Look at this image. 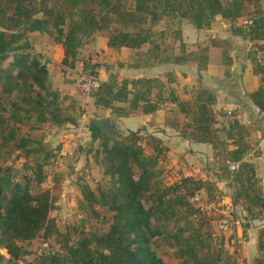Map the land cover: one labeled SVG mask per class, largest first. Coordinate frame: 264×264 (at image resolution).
Returning <instances> with one entry per match:
<instances>
[{
  "label": "trees",
  "instance_id": "16d2710c",
  "mask_svg": "<svg viewBox=\"0 0 264 264\" xmlns=\"http://www.w3.org/2000/svg\"><path fill=\"white\" fill-rule=\"evenodd\" d=\"M129 1L134 3L132 10L128 9ZM262 1L0 0V147L8 148L11 153L19 151L33 170L32 179L25 177L24 182L17 181V175L5 165L6 161L0 162V248L9 255V264H17V259L24 254L20 242L33 240L40 234L45 239L56 235L58 240L62 237L64 240L60 250L40 254L35 264H163L151 247L152 238L166 234L172 221L178 223L181 219L191 223L188 216L180 215L181 211L189 215L196 213L190 205V197L195 193L204 191L211 200L217 191L212 182L183 175L176 183L163 185L159 181V160L167 149L161 141L146 139L153 149V155L149 156L139 144L144 137L138 132L128 131L124 137L118 134V139L112 141L99 131L93 119L92 138L101 141L96 161L103 167L106 183L98 185V195L87 185L82 192L88 204L86 208L96 217L101 215L96 206L109 212L110 225L98 236L97 247L92 246V238L86 234L71 242L70 232H59L50 220L55 189L40 187L51 153L42 139L35 138L34 132L46 123L62 126L76 125L77 121L63 113L59 91L51 88L46 64L32 45L23 41L25 28L29 26L31 31L47 32L54 37L64 48L63 67L73 69L86 36L111 31L110 48L141 49L150 39L141 26L151 27L164 17L180 16L197 29H205L219 16L230 21L243 36L264 42V19L250 12L254 7L261 13ZM38 14L43 17H36ZM245 16H249L247 21L251 23H239ZM123 21H140V30L134 33L119 30L114 34L111 25ZM154 48L159 45L155 44ZM258 49L264 51V43ZM11 58L13 61L6 66ZM182 59L176 57L174 62ZM253 62L254 73L261 78L262 85L250 97L260 112H264V54L260 60L254 57ZM153 89L158 90L161 101L162 84L158 79H126L121 85L110 79L94 94V105L111 110L118 117L133 115L140 108L145 113L156 112L160 106L159 102L151 101ZM170 98L186 116L182 126L184 138L209 143L214 148L223 145L220 130L227 138L234 139L235 149L225 155L219 153L224 161L239 163L231 179L234 205L244 202L243 209L249 220L262 221L264 195L260 181L254 164L245 160L248 149L237 142L246 136L247 129L235 119L228 126L216 129L219 121L212 109L213 94L206 90L198 91L191 102H182L172 93ZM117 103H127L129 108ZM218 199L216 196V202ZM255 208H259L257 215L253 213ZM208 236L199 229L181 227L173 235L181 246L178 264H235L230 253H224V258L222 251L212 254L208 251L211 245ZM4 258L0 254V264ZM255 263L264 264V225L259 232Z\"/></svg>",
  "mask_w": 264,
  "mask_h": 264
},
{
  "label": "rangeland",
  "instance_id": "374dc122",
  "mask_svg": "<svg viewBox=\"0 0 264 264\" xmlns=\"http://www.w3.org/2000/svg\"><path fill=\"white\" fill-rule=\"evenodd\" d=\"M127 6L130 10L134 9V3L132 1H129ZM250 12L255 14L258 19H264V0L261 3V13L257 12L254 7H251ZM36 17L43 16L42 14H38ZM247 20H249V16H245L239 21H242V24H246L245 22ZM183 21L189 20L181 18L180 16L164 17L151 27L149 24L142 25L141 27L150 37L149 42L141 49H130L126 47L120 49V51L123 50L122 62L117 60L112 66L109 63L110 56L106 55L104 49L106 40L108 45L111 31L93 33L86 36L83 39L84 42L79 53V59L83 63L78 64L76 62L73 68L75 72L71 73L70 70L73 69L65 68L61 63L64 57V53L60 57L63 47L61 43L56 42L54 37L47 32L31 31L28 29L29 26L25 28L23 41H28L32 45L34 52L40 56L42 63L46 64L51 88L54 91H59L60 107L63 113L73 116L77 121L76 125L65 124L62 126L46 123L39 125L38 129L34 132L35 138L42 139L43 143L49 146L51 153V159L49 164L45 166V177L40 186L42 189L52 187L55 189L56 198L50 212V220L59 232L63 234L71 233V242H76L82 234H86L92 238V246L97 247L98 236L105 233L110 225L108 223L109 212L96 206V209L101 214L99 217H96L86 208L88 204L82 192L83 187L87 185L98 195V185H105L106 183L104 182L106 180H104L103 176V167L96 161V151L98 148L99 150L101 149V141L92 138V133L89 128L91 127L93 119L104 115L106 111L110 110H104L94 105V94L96 92L87 95L79 91L78 82L81 75H95L100 79L102 85L107 81H105L104 73L100 75L97 70L100 66H103V68L111 67L107 69L110 72L108 74V81L110 79L115 80L118 82V85H121L126 79H134L133 76L140 79V61L143 60V57L152 55L151 51L154 52L155 44L161 46L164 55L183 54L184 47H182L179 37ZM213 21L225 20L218 16ZM111 29H113L112 32L114 34L119 30L134 33L140 30V21H123L121 24L111 25ZM90 40H95L92 46L93 48H86V44ZM93 60L95 63L92 62ZM10 61H13V58L8 60L5 65L7 66ZM98 61L100 64L97 63ZM85 64L89 68L85 69ZM124 70H128L129 73L127 75H121V73L125 72ZM62 72L65 73V76L61 74ZM66 74L68 75L67 77ZM63 83H68L71 90H64ZM121 104L128 105L127 108H129V104ZM178 110L177 107L174 110H170V117L172 119H176V116L179 115ZM138 112H140V109L136 113H133V116L140 114ZM111 115L114 116L112 112ZM131 127L136 129L133 132H138L139 135L144 137V139L139 141V144L145 147L147 155L152 156L153 149L148 145L146 139L150 138V136L154 139V136L149 133H147V136L141 133L140 128L136 125H131ZM118 134L120 137L127 136L128 130H118ZM0 154V162L6 161L5 165L12 168V171L17 175V181L24 182L25 177L33 178V170H31L26 159L19 151L11 153L8 148L0 147ZM172 165L173 162L170 156L168 157V154L165 152L159 160V181L163 185H172L180 177H178L180 172H177L179 169H175ZM229 192L231 194L229 196L233 197L234 189L232 188ZM216 196L220 197L221 195H217L215 192L211 200L203 197L200 203H192L190 201V205L196 213L189 215L187 212L181 211L180 216H188L191 223L187 224L185 220L181 219L178 223L172 221L166 234L163 233L152 238L151 247L156 255L162 259L163 264H178L180 259L178 257L180 253L179 249L181 246L177 244L173 235L181 227L191 229L192 231L199 229L205 235H209L208 238L211 245L208 251L211 254L219 250L222 251L221 254L225 258L224 253H230V247L233 244L231 243L232 238L227 233L220 232L217 228L220 212L216 207ZM244 205L242 201L235 205L234 216L239 219V225H242V223L246 224L247 221H250L247 225L254 228L259 223L264 225V217L262 221H258L257 219L249 220V217L246 216L248 214L244 212ZM253 213L254 215L260 213L259 208H255ZM243 219L245 222L241 221ZM44 239L40 234L33 240L20 242L19 245L22 247L24 254L17 259V264H35V259L40 254L60 250L64 237L58 240L56 235H54L50 239H45L48 244L46 248L42 246ZM0 254L5 257L2 260V264H9V255L7 252L0 248Z\"/></svg>",
  "mask_w": 264,
  "mask_h": 264
},
{
  "label": "crops",
  "instance_id": "0c3cea01",
  "mask_svg": "<svg viewBox=\"0 0 264 264\" xmlns=\"http://www.w3.org/2000/svg\"><path fill=\"white\" fill-rule=\"evenodd\" d=\"M233 27L230 21H213L208 28L197 29L189 21H183L179 35L184 47L183 54L164 55L159 46L154 48L151 56L143 57L140 61V79H158L162 84V100L159 101L157 89H153L150 97L152 102H159V109L145 113L140 108V114L128 117H118L115 114L112 116L110 110L95 120L109 117L117 132L135 131L131 125L138 126L141 133L146 136L149 133L154 139L161 141L173 162L172 167L179 169L178 177L191 176L212 182L216 186L217 195L229 196V191L232 190V173L226 164L228 160L224 161L219 153L225 155L227 151L235 149L234 139L219 132L223 145L214 148L212 144L184 138L182 126L186 116L179 112L176 119L170 117V110L177 107L170 98L171 93L182 102H191L198 91L206 90L213 94L212 109L223 128L235 119L247 129L246 136L237 142L239 146L248 149L245 160L254 164L264 194V112H260L250 97V94L262 85L261 78L254 73L253 58H262L264 51L258 47L264 42L251 40ZM93 43L95 40L88 41L86 48H93ZM104 49L106 55L110 56L111 66L117 60L122 62L123 50L120 49L124 47L110 48L106 40ZM61 50L60 57L64 48ZM179 56L183 57L182 61L175 63L174 58ZM164 58L168 60H160ZM92 62L95 63L94 60ZM77 63L82 64L83 61L79 59ZM97 63L100 64L99 61ZM108 68L100 66L97 70L100 75L104 73L105 81H108L110 73ZM71 72H75V69L70 70ZM128 73L127 70L121 75ZM61 74L65 76L64 72ZM63 88L66 91L71 90L68 83H63ZM117 106L127 108L128 105L117 103ZM176 123L181 124L177 126ZM236 138L238 139L237 136ZM201 194L207 198L204 191H201ZM241 221L245 222L244 219ZM249 222L236 226L232 232H227L232 238L230 254L236 264H256L259 232L263 224L259 223L254 228L247 225Z\"/></svg>",
  "mask_w": 264,
  "mask_h": 264
},
{
  "label": "built area",
  "instance_id": "2783aa9c",
  "mask_svg": "<svg viewBox=\"0 0 264 264\" xmlns=\"http://www.w3.org/2000/svg\"><path fill=\"white\" fill-rule=\"evenodd\" d=\"M245 23H251V21H246ZM79 91L83 94H92L97 92L101 88V81L95 75H81L78 82ZM222 125L220 123L215 124L216 129H220ZM228 170L233 173L239 168V163L237 162H226ZM203 196L200 192L195 193L190 201L192 203H200ZM216 207L220 212V217L217 222V228L220 232L227 233L232 232L236 226L240 224L239 219L234 216V200L231 196L221 195L216 202ZM43 247H48L47 242L42 244Z\"/></svg>",
  "mask_w": 264,
  "mask_h": 264
},
{
  "label": "water",
  "instance_id": "95a60500",
  "mask_svg": "<svg viewBox=\"0 0 264 264\" xmlns=\"http://www.w3.org/2000/svg\"><path fill=\"white\" fill-rule=\"evenodd\" d=\"M94 123L95 126L99 129V131L108 139L112 141L118 139V132L116 131L109 117L96 119Z\"/></svg>",
  "mask_w": 264,
  "mask_h": 264
}]
</instances>
